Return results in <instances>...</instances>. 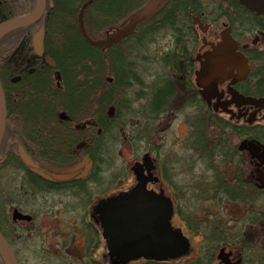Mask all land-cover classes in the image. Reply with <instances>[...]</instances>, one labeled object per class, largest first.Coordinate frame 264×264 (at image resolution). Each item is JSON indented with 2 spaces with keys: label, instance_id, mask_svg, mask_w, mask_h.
I'll use <instances>...</instances> for the list:
<instances>
[{
  "label": "flooded vegetation",
  "instance_id": "af4514ba",
  "mask_svg": "<svg viewBox=\"0 0 264 264\" xmlns=\"http://www.w3.org/2000/svg\"><path fill=\"white\" fill-rule=\"evenodd\" d=\"M192 1L186 40L168 37L158 45L159 74L145 84L143 99H135L133 92L127 99L133 110L134 102H142L140 136L136 126L125 136V121L115 118L114 105L105 121L93 108L89 114L83 110L72 115L61 107L56 121L43 122L51 129L40 138L34 132L29 136L26 122L9 121L6 113L0 143V235L17 264H29L23 256H31L33 264H264V103H235L232 96L264 99L259 82L264 73L254 82L251 73L257 64L250 60L253 51H264L257 49L264 40V8L239 0ZM224 30L236 53L247 60L244 79L214 64ZM170 53L175 56L165 58ZM34 57L35 65L55 70L49 56ZM209 65L213 69L203 75ZM215 104L228 106L214 111ZM172 126L175 137L167 141ZM120 135L123 145L135 150L140 142L142 147L123 177L115 168ZM180 146L189 152L185 158ZM177 149L180 153L172 151ZM110 151L114 165L104 170ZM136 165H142L145 194L131 205L122 204H144L157 216L165 210L179 252L175 257L157 259L146 248L135 257L131 245L118 240L120 221L107 219L109 205L116 206L137 187Z\"/></svg>",
  "mask_w": 264,
  "mask_h": 264
},
{
  "label": "trees",
  "instance_id": "16d2710c",
  "mask_svg": "<svg viewBox=\"0 0 264 264\" xmlns=\"http://www.w3.org/2000/svg\"><path fill=\"white\" fill-rule=\"evenodd\" d=\"M147 1L46 0L45 11L37 24L15 29L2 36L0 81L7 119L26 122L28 135L35 133L33 137L40 138L48 135L51 129L49 125L45 129L43 122L56 121V110L61 107L72 115L83 110L89 114L94 108L95 114L105 121L108 119L105 110L114 105L117 108L115 118L126 124L127 117L133 116L134 111L128 105L126 91L130 86H139L137 82L140 81L134 72L135 60L130 58L134 51L145 47L148 37L155 36L159 31L165 32L166 39L169 37L177 42L186 40L190 33L187 10L194 12L191 7L193 1L166 0L162 9L138 25L131 36L105 49L90 46L84 40L78 26V16L81 8L87 4L82 15L83 25L87 36L96 40L98 36L126 25ZM34 7L35 0H0V23L29 14ZM241 25L250 28L247 24ZM250 25L255 24L251 21ZM36 28L43 29V53L52 59L54 71H58L62 77L59 86H56L53 70L44 63L38 66L34 64L31 37ZM172 56L175 55L170 53L165 58ZM250 60L257 64L251 73L255 82L264 73V51H253ZM105 74L111 76V83L105 81ZM16 77H21L20 81L11 82ZM259 82L264 84V79L261 78ZM115 87L118 88L113 91ZM143 94V90L139 89L135 99H143ZM141 112L144 113L143 106ZM31 122L33 126L28 124ZM202 129L200 126L199 130ZM198 136H201V131Z\"/></svg>",
  "mask_w": 264,
  "mask_h": 264
},
{
  "label": "water",
  "instance_id": "95a60500",
  "mask_svg": "<svg viewBox=\"0 0 264 264\" xmlns=\"http://www.w3.org/2000/svg\"><path fill=\"white\" fill-rule=\"evenodd\" d=\"M35 1V7L29 14L0 23V39L10 31L32 26L41 19L45 11L46 0ZM239 2H244L248 5V7H250V5H259L264 8V0H239ZM164 3V0H150L135 16H133L126 26L116 30L106 39L98 41H93L86 35L82 16L84 9L87 7V4H85L81 8V12L78 16V26L80 33L90 46L104 49L110 48L113 45L120 43L123 39L128 37L138 25L142 24L144 21L148 20L160 9H162ZM227 32V30L221 32L220 42L214 49L215 51L213 53L214 55L212 56V59L214 64L217 65L220 63L221 66H217L219 70H222V72L228 71L229 73H232V71L235 70L237 72V79H244L249 71L247 60L242 55L236 53V44ZM43 33V29L39 28L32 36V50L34 55L37 57H41L43 54ZM48 65L51 68H54L52 61H49ZM212 66L213 65H209L205 67L203 70V75L205 73H209L213 69ZM55 80L57 82L60 80L59 74L57 72L55 73ZM16 81H18V78L12 80V82ZM201 96L206 102L209 103L208 100L210 98L206 96L204 92H201ZM232 96L233 102L235 103H237V101L238 103L256 105H261L264 103V99L255 100L252 98H244L236 94H232ZM219 106L223 110H226L228 104H215L214 111H217ZM111 112L112 110H110V113ZM5 120V100L0 83V143L4 132ZM248 120L249 123L253 122V116L249 117ZM248 146L249 152H254L255 149L250 144ZM146 161L147 158L144 157L142 159V163H145ZM141 168L142 165H136L132 169L137 181V187L129 194L120 197L117 201L119 203L116 206L109 205L108 208L112 211L109 212L107 219L110 220L113 217L120 221L119 224H116L120 227L118 232V240H120L121 243L126 242V244L131 245V248L134 251H132L133 253L130 254H133L135 257H138L139 254H142V251L145 248L154 252L157 259L164 260L169 257H175L179 252L176 250V243L174 240L175 236L172 237L167 224L169 214H165V210L159 208L161 210V214L160 216H157L153 213L155 211L154 208L146 207L144 204H132V206H124V204H122V201H126L127 204L131 205V202L135 200L138 201L144 196L145 181L142 178ZM16 216V212H14V217ZM109 224L111 223L109 222ZM136 252H139V254H136ZM0 259L3 264H17L12 251L1 235Z\"/></svg>",
  "mask_w": 264,
  "mask_h": 264
},
{
  "label": "rangeland",
  "instance_id": "374dc122",
  "mask_svg": "<svg viewBox=\"0 0 264 264\" xmlns=\"http://www.w3.org/2000/svg\"><path fill=\"white\" fill-rule=\"evenodd\" d=\"M150 1V0H149ZM147 1L146 4L149 2ZM239 19V18H236ZM242 22L246 23V21H244V19L242 18ZM219 30H222L221 26H219ZM110 31L106 32L103 35H107ZM255 34V33H254ZM102 35V34H101ZM256 34L253 36H250L249 38V42H251V40H253L255 38ZM102 36H98L97 38H101ZM165 39H166V34H164L163 31H159V33H157L155 36H151L147 38V42L145 47L141 48L140 50H137L136 52L134 50V54H133V59L135 60L133 63L134 66V72L138 75L139 80L137 83L139 86H130L131 89H129V91H126V99H130V96L133 92V97L135 98V94L136 92L140 89V90H144L145 89V84L147 83H151V78L155 79L156 76L159 74L160 72V67L161 64L157 63L155 61V58H158V55H155L154 52L158 49V45H164L165 44ZM257 49H264V40H262L260 42V44L258 45ZM145 58V59H144ZM111 76L108 74L104 75V79H106L105 81L107 83H111L110 81L112 80L110 78ZM129 87V88H130ZM118 87H115L113 89V91H115V89ZM140 108L142 109V102L136 101L134 102V111H133V116H129L127 117L126 120V127L124 128V132H125V136L131 131V129H133L136 126L137 132L135 135L140 136V134L143 132V128H142V124L144 122V113L141 111H138L137 109ZM94 110V108H93ZM108 112V108L105 110V114ZM187 112H183L182 115H186ZM189 114V113H188ZM107 116V115H106ZM173 126L172 129L167 133L166 135V140L167 141H173L174 137L173 136ZM185 130L182 131V134H184ZM124 136V135H122ZM164 136V135H162ZM143 137V136H141ZM118 142L115 145L117 150L119 151L118 156L116 158V163H115V168L117 167V173L119 174L118 176H126L128 175V170H129V164L132 161V157H135L137 154L141 155V143L137 142L136 143V149L133 150L131 148H129L127 145H123V139L118 138ZM182 142V140H181ZM182 144V143H181ZM183 145V144H182ZM177 150H172L174 152H179ZM135 151V152H133ZM180 152H182V157L185 158L186 156H188L189 153L187 151H185L183 149V146H180ZM179 152V153H180ZM173 155V154H172ZM111 156V151L109 153V155L104 159V166L103 169H108L110 170L112 168V166L114 164H112V159L109 157ZM198 167L195 169V171L193 173H196L198 171ZM8 177H15V174L13 175H9ZM189 202H192V200L190 199ZM22 258H28L29 259V264H33L32 261V257L31 256H23Z\"/></svg>",
  "mask_w": 264,
  "mask_h": 264
}]
</instances>
